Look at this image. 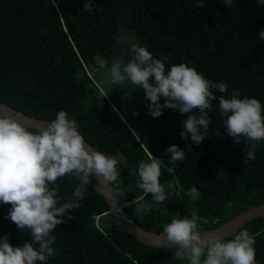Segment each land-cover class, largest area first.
<instances>
[{"label":"trees","instance_id":"16d2710c","mask_svg":"<svg viewBox=\"0 0 264 264\" xmlns=\"http://www.w3.org/2000/svg\"><path fill=\"white\" fill-rule=\"evenodd\" d=\"M83 2L56 0L55 6L53 0H0V99L40 118L53 119L63 109L93 147L121 153L127 166L121 167L113 189L122 205L142 194L136 166L159 159L168 198L154 207L147 202L149 194L144 198L148 207L128 204L127 210L150 230L161 232L173 217L193 213L200 230L212 228L248 203L264 202V141L254 159L244 157L243 138L237 144L224 134L215 100L207 136L191 144L179 135L184 117L176 110L164 109L154 118L141 88L127 85L108 92L98 74L103 69H91V74L87 69L94 66V55L110 60L117 54L115 34L123 25L155 57H168L166 68L183 62L214 82L227 83V93L217 96L237 90L264 105V41L256 36L264 29V5L255 0H206L203 6L196 0H91L87 11ZM124 94L121 103L118 97ZM172 144L183 147L185 158L169 171L162 157ZM57 183L61 197H70L76 181L65 176ZM98 183L91 178L71 219L54 229L56 255L47 264H152L172 258L171 248L142 243L117 223L105 194L95 191ZM191 186L198 196L188 194ZM9 207L0 205V236L22 245L27 233L4 218ZM105 214L108 221L97 222ZM243 228L254 235L257 264H264V217Z\"/></svg>","mask_w":264,"mask_h":264},{"label":"clouds","instance_id":"9594fccd","mask_svg":"<svg viewBox=\"0 0 264 264\" xmlns=\"http://www.w3.org/2000/svg\"><path fill=\"white\" fill-rule=\"evenodd\" d=\"M91 0H84L83 8L91 11ZM206 0H196L203 6ZM225 4L229 0H223ZM56 6V0H53ZM258 6L264 0H255ZM264 41V29L256 34ZM119 49L110 60L100 54L93 56L95 67L103 69L105 88L135 85L143 90L148 115L159 117L164 109L176 110L184 119L179 133L183 140L200 144L206 137L208 111L212 102L218 104L224 134L240 144L248 160L254 159L257 145L264 141V105L256 98L243 96L237 90L227 95L224 81L214 82L194 67L181 62L166 68L168 57H155L147 47L134 40L121 25L115 34ZM107 92V94H108ZM106 94V95H107ZM163 98V103H161ZM121 116L120 118H122ZM169 171L185 158L183 147L169 145L163 157ZM127 160L116 152L97 150L83 137L78 122L65 110L55 112L46 126L34 131L14 115L0 112V205L9 204L5 219L27 233L22 245H13L7 234L0 236V264H47L56 255L54 229L71 219V210L79 207L91 178L98 183L95 191L103 194L105 186L118 183L121 167ZM140 196L128 204L146 208L144 198L160 204L168 198L160 182L159 159L141 161L135 168ZM69 176L76 181L70 197L62 198L57 181ZM171 185H169V188ZM189 195H199L195 186ZM199 217H173L159 233V239L171 248L172 259L183 264H257L255 239L246 228H241L231 239L206 234L198 227Z\"/></svg>","mask_w":264,"mask_h":264},{"label":"water","instance_id":"95a60500","mask_svg":"<svg viewBox=\"0 0 264 264\" xmlns=\"http://www.w3.org/2000/svg\"><path fill=\"white\" fill-rule=\"evenodd\" d=\"M0 112H3L6 115H14L16 119L21 120L24 124L28 125L29 128L34 129L40 126H46L49 120H51L49 118H40L27 114L7 104L1 99ZM87 142L90 143L88 140ZM97 180L99 183H101L98 178ZM104 194L111 206V212L113 213L115 220L125 231L130 233L142 243L154 247L169 248L165 246L163 241L158 238L160 232L145 228L129 216L127 211L124 209V205L120 203L118 197L116 196L113 189V184L105 186ZM259 216L264 217V202L259 204L248 203V207L246 209L231 217L227 221L219 224L216 227L205 228L201 231L206 234L219 235L223 238L230 237L243 228L249 221Z\"/></svg>","mask_w":264,"mask_h":264},{"label":"rangeland","instance_id":"374dc122","mask_svg":"<svg viewBox=\"0 0 264 264\" xmlns=\"http://www.w3.org/2000/svg\"><path fill=\"white\" fill-rule=\"evenodd\" d=\"M87 69H88V71L90 72V74H91V69H97V67H95V66H93L92 64H88L87 65ZM103 71L104 70H100L99 72H98V74H99V77H100V80L102 81V82H104V80H103V75H102V73H103ZM97 82H98V80H96ZM101 82V83H102ZM99 83V82H98ZM132 86H135V85H131L130 87H132ZM103 95H106L107 94V92L105 91V92H103L102 93ZM128 96V94H124L123 96H120V97H118V101H120L121 103H123L124 102V100H125V98ZM125 109H126V106H123ZM147 202L148 203H151V206H154V207H156V206H161L162 204L160 203V204H154L153 202H151L150 201V199H148L147 200ZM124 209L127 211V210H131V208L130 207H128V206H124ZM108 221V214H105V215H101V216H97V222H99V223H106ZM152 264H183V262H181V261H174L172 258H168V259H163V260H156V261H154V262H152Z\"/></svg>","mask_w":264,"mask_h":264}]
</instances>
